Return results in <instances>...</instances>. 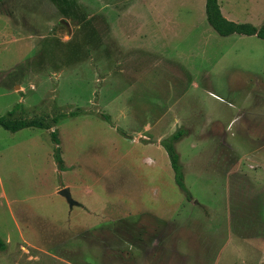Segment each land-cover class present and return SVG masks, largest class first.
<instances>
[{
  "label": "rangeland",
  "instance_id": "obj_1",
  "mask_svg": "<svg viewBox=\"0 0 264 264\" xmlns=\"http://www.w3.org/2000/svg\"><path fill=\"white\" fill-rule=\"evenodd\" d=\"M18 104L83 114L51 129L59 175L48 131L0 128V264H264V41L218 36L204 0H0V117Z\"/></svg>",
  "mask_w": 264,
  "mask_h": 264
},
{
  "label": "trees",
  "instance_id": "obj_2",
  "mask_svg": "<svg viewBox=\"0 0 264 264\" xmlns=\"http://www.w3.org/2000/svg\"><path fill=\"white\" fill-rule=\"evenodd\" d=\"M205 1V16L206 22L210 28L220 37H228L230 35L236 34L241 36H255L258 39L264 41V26L255 27L249 23H236L227 20L221 13L218 0H204ZM21 105H15L14 109L3 117H0V128L11 132L16 133L23 129L33 128L40 129L49 132V139L52 144V159L56 167L58 175L62 172L67 171V167L61 157L60 150V141L58 138L57 130H51L57 126L63 119L67 117H76L82 115L81 109L77 108L74 112L68 114L60 113L51 119L43 118H32L29 120L24 119H15L12 118L14 111L20 108ZM101 118L108 124L112 125L110 119L106 115H100ZM113 126V125H112ZM122 136L125 135L124 131L120 128H115ZM184 132L177 130L174 134L168 137L166 140L161 142L160 146L166 153V156L169 161L170 168L173 172V181L177 189L183 196L186 201H190L191 194L185 186L184 183V174L182 166L179 160V154L176 151L175 145L183 138ZM6 243L0 239V252L5 251Z\"/></svg>",
  "mask_w": 264,
  "mask_h": 264
},
{
  "label": "crops",
  "instance_id": "obj_3",
  "mask_svg": "<svg viewBox=\"0 0 264 264\" xmlns=\"http://www.w3.org/2000/svg\"><path fill=\"white\" fill-rule=\"evenodd\" d=\"M255 4H256V9H258V14H257V27H261L264 26V0H255ZM224 16V15H223ZM232 18V17H230ZM229 17H227V19H230Z\"/></svg>",
  "mask_w": 264,
  "mask_h": 264
},
{
  "label": "water",
  "instance_id": "obj_4",
  "mask_svg": "<svg viewBox=\"0 0 264 264\" xmlns=\"http://www.w3.org/2000/svg\"><path fill=\"white\" fill-rule=\"evenodd\" d=\"M57 194L60 195L61 197L65 198L68 201V203L70 204V207L77 205V203L72 200L71 194H70V191L68 188H63V189L59 190L57 192Z\"/></svg>",
  "mask_w": 264,
  "mask_h": 264
}]
</instances>
